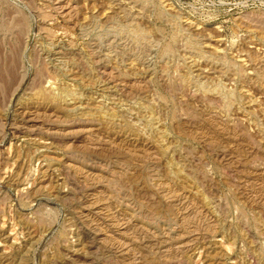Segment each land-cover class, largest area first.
<instances>
[{
    "label": "rangeland",
    "instance_id": "1",
    "mask_svg": "<svg viewBox=\"0 0 264 264\" xmlns=\"http://www.w3.org/2000/svg\"><path fill=\"white\" fill-rule=\"evenodd\" d=\"M0 264H264V0H0Z\"/></svg>",
    "mask_w": 264,
    "mask_h": 264
},
{
    "label": "bare ground",
    "instance_id": "2",
    "mask_svg": "<svg viewBox=\"0 0 264 264\" xmlns=\"http://www.w3.org/2000/svg\"><path fill=\"white\" fill-rule=\"evenodd\" d=\"M9 60H10V59H9ZM1 72H2V71H1ZM12 74H13V73H12ZM13 75H14V74H13ZM57 112H58V111H57ZM73 135H74V134H73ZM98 143H99V142H98ZM101 143H102V142H101ZM96 199H97V198H96ZM95 202H96V201H95ZM100 204H101V203H100ZM142 230H143V229H142ZM145 230H146V229H145ZM145 230H144V231H145ZM169 239H170V238H169Z\"/></svg>",
    "mask_w": 264,
    "mask_h": 264
}]
</instances>
